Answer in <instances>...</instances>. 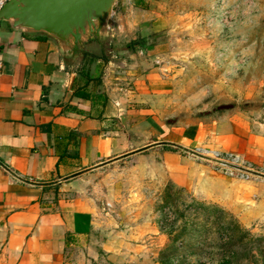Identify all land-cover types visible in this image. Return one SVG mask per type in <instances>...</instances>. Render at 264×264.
<instances>
[{
  "label": "crops",
  "instance_id": "1",
  "mask_svg": "<svg viewBox=\"0 0 264 264\" xmlns=\"http://www.w3.org/2000/svg\"><path fill=\"white\" fill-rule=\"evenodd\" d=\"M127 48L117 59L70 56L47 34L0 23V264H66L75 244L92 251L99 220L86 180L145 155L198 201L264 218V132L233 118L169 124L159 110L169 76L142 48ZM198 148L237 155L248 179ZM114 242L103 244L109 264H141L145 245Z\"/></svg>",
  "mask_w": 264,
  "mask_h": 264
},
{
  "label": "rangeland",
  "instance_id": "2",
  "mask_svg": "<svg viewBox=\"0 0 264 264\" xmlns=\"http://www.w3.org/2000/svg\"><path fill=\"white\" fill-rule=\"evenodd\" d=\"M109 26L84 49L156 58L169 76L159 101L169 124L233 118L264 132V0H116ZM85 185L99 220L94 248L75 244L66 264L111 263L103 244H117L115 234L146 246L141 264H264V218L198 201L168 181L158 157L99 169Z\"/></svg>",
  "mask_w": 264,
  "mask_h": 264
},
{
  "label": "water",
  "instance_id": "3",
  "mask_svg": "<svg viewBox=\"0 0 264 264\" xmlns=\"http://www.w3.org/2000/svg\"><path fill=\"white\" fill-rule=\"evenodd\" d=\"M116 0H8L0 23L24 33L54 38L63 53L84 54L91 40H105Z\"/></svg>",
  "mask_w": 264,
  "mask_h": 264
},
{
  "label": "built area",
  "instance_id": "4",
  "mask_svg": "<svg viewBox=\"0 0 264 264\" xmlns=\"http://www.w3.org/2000/svg\"><path fill=\"white\" fill-rule=\"evenodd\" d=\"M8 0H0V9ZM4 72V61L0 58V75ZM203 155H206L213 160L219 162L225 167V172L234 178L248 179L249 174L246 170V164L237 155L231 153H222L211 151L204 148L197 149Z\"/></svg>",
  "mask_w": 264,
  "mask_h": 264
}]
</instances>
